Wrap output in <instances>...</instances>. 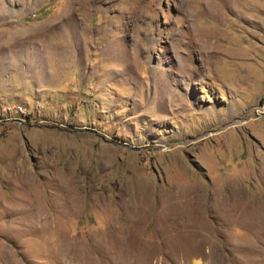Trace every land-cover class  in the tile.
<instances>
[{
  "label": "rangeland",
  "instance_id": "374dc122",
  "mask_svg": "<svg viewBox=\"0 0 264 264\" xmlns=\"http://www.w3.org/2000/svg\"><path fill=\"white\" fill-rule=\"evenodd\" d=\"M0 264H264V0H0Z\"/></svg>",
  "mask_w": 264,
  "mask_h": 264
}]
</instances>
